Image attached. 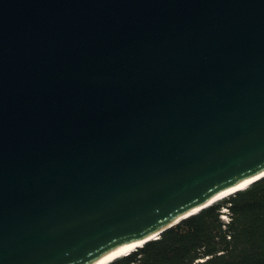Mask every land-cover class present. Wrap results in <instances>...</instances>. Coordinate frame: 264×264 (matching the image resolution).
<instances>
[{
  "label": "water",
  "instance_id": "1",
  "mask_svg": "<svg viewBox=\"0 0 264 264\" xmlns=\"http://www.w3.org/2000/svg\"><path fill=\"white\" fill-rule=\"evenodd\" d=\"M262 172L264 0H0V264L135 250Z\"/></svg>",
  "mask_w": 264,
  "mask_h": 264
},
{
  "label": "trees",
  "instance_id": "2",
  "mask_svg": "<svg viewBox=\"0 0 264 264\" xmlns=\"http://www.w3.org/2000/svg\"><path fill=\"white\" fill-rule=\"evenodd\" d=\"M119 256L107 264H264V176Z\"/></svg>",
  "mask_w": 264,
  "mask_h": 264
},
{
  "label": "bare ground",
  "instance_id": "3",
  "mask_svg": "<svg viewBox=\"0 0 264 264\" xmlns=\"http://www.w3.org/2000/svg\"><path fill=\"white\" fill-rule=\"evenodd\" d=\"M264 174V172L258 174L257 176H254L252 178H249L239 184H237L236 186H234L233 188H230L228 190H225L223 192H221L220 194H218L217 196H215L214 198H212L211 200H209L208 202H206L205 204L203 205H208L209 203H212L213 201H216L217 199L219 198H222L223 196H226L227 193L233 191L234 189H237V188H242L244 186H246L250 181H252L253 179H256L257 177H260ZM200 207V206H199ZM197 208H195L194 210H197ZM152 237V236H151ZM143 242L142 241H138V242H133V243H127L125 245H122L120 246L119 248L113 250L112 252L104 255L103 257H101L100 259H98L97 261H95L94 263L92 264H105L109 261H111L112 259L118 257L119 255H122V254H126L128 253L129 251H131L136 245H140L141 243Z\"/></svg>",
  "mask_w": 264,
  "mask_h": 264
},
{
  "label": "built area",
  "instance_id": "4",
  "mask_svg": "<svg viewBox=\"0 0 264 264\" xmlns=\"http://www.w3.org/2000/svg\"><path fill=\"white\" fill-rule=\"evenodd\" d=\"M222 210H223L224 214H221V218L226 221L228 219V216L226 214V208H222Z\"/></svg>",
  "mask_w": 264,
  "mask_h": 264
},
{
  "label": "rangeland",
  "instance_id": "5",
  "mask_svg": "<svg viewBox=\"0 0 264 264\" xmlns=\"http://www.w3.org/2000/svg\"><path fill=\"white\" fill-rule=\"evenodd\" d=\"M220 211H221V214H224V212H223V210H222V209H221ZM220 217H221V215H220Z\"/></svg>",
  "mask_w": 264,
  "mask_h": 264
}]
</instances>
